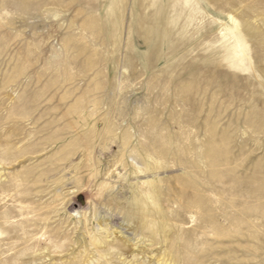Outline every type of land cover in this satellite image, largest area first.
I'll use <instances>...</instances> for the list:
<instances>
[{"label":"rangeland","instance_id":"rangeland-1","mask_svg":"<svg viewBox=\"0 0 264 264\" xmlns=\"http://www.w3.org/2000/svg\"><path fill=\"white\" fill-rule=\"evenodd\" d=\"M0 264H264V0H0Z\"/></svg>","mask_w":264,"mask_h":264},{"label":"bare ground","instance_id":"bare-ground-1","mask_svg":"<svg viewBox=\"0 0 264 264\" xmlns=\"http://www.w3.org/2000/svg\"><path fill=\"white\" fill-rule=\"evenodd\" d=\"M0 233H1V231H0Z\"/></svg>","mask_w":264,"mask_h":264}]
</instances>
